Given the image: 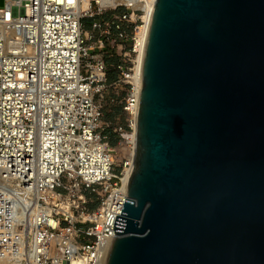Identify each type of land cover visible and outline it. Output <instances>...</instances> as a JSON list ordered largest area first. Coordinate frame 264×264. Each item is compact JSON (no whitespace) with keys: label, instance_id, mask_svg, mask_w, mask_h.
Listing matches in <instances>:
<instances>
[{"label":"water","instance_id":"obj_1","mask_svg":"<svg viewBox=\"0 0 264 264\" xmlns=\"http://www.w3.org/2000/svg\"><path fill=\"white\" fill-rule=\"evenodd\" d=\"M143 48L100 264H264V0H154Z\"/></svg>","mask_w":264,"mask_h":264},{"label":"built area","instance_id":"obj_2","mask_svg":"<svg viewBox=\"0 0 264 264\" xmlns=\"http://www.w3.org/2000/svg\"><path fill=\"white\" fill-rule=\"evenodd\" d=\"M81 1L5 0L0 7V264H73L79 257L99 264L112 226L122 228L114 222L123 225L115 219L123 220L116 215L123 217L118 190L130 166L128 131L108 125L123 141L121 149L110 146L96 99L107 69L102 57H89L93 36L83 19L96 17L93 45L102 48L107 38L116 52L115 83L130 85L123 109L132 131L138 101L128 76L144 25L138 6L151 0H90L86 9ZM120 150L125 160L115 164Z\"/></svg>","mask_w":264,"mask_h":264},{"label":"rangeland","instance_id":"obj_3","mask_svg":"<svg viewBox=\"0 0 264 264\" xmlns=\"http://www.w3.org/2000/svg\"><path fill=\"white\" fill-rule=\"evenodd\" d=\"M5 3V0H0V7H3ZM97 8L96 4H92V10H95ZM110 10H107L106 14H109ZM122 11V8L118 9L117 12ZM104 15V16H105ZM96 18V17H95ZM92 17H85L83 19V23L85 25L84 27V32L87 33L88 35L91 34L93 36L92 39H89L87 41L88 45L91 46L92 48L89 49L88 53H89V57L92 56H100L104 59V56L109 53V55H115V51L111 50L109 45V40L106 38L105 39V45L102 48H98L95 45H93L94 41L97 40V38H99V32H95L90 28V23L95 19ZM111 34H113L111 32V30H109ZM123 47H129V43H123ZM87 59L83 61V64L87 63ZM105 62V60H104ZM128 67L131 65H128V63L126 64ZM86 72L88 70H85ZM107 71V70H106ZM120 78V76H119ZM107 79V77H106ZM130 82H132L131 79H129ZM111 82V83H106L105 88L101 91V93L96 95V99L100 101L101 105H102V110H103V118H102V123L105 124L102 126V128L105 130L106 133H108L107 131H109V127H107L108 125H110L111 127H119L122 126L126 131H128V134H131V129L128 128L129 125V115L127 114L126 111H124L123 109V104H124V100L126 98V95L128 93V91L130 90V85H128L127 83H115ZM117 109L119 110V112H117ZM132 117V116H131ZM131 131V132H130ZM111 132V131H110ZM109 135V134H108ZM112 135V132H111ZM114 138L116 139V143L114 145H110L114 148H118L121 149L123 145H120V141L121 143L123 142L122 139L119 137L118 134H113ZM109 140H110V136H109ZM130 147H126L125 151L127 152L126 154H129V149ZM124 150H120L119 153H115L114 154V161L115 164H119L120 160L124 161L125 159L122 156H125V154L123 152H125ZM122 154V156H121ZM93 206H91L92 208ZM95 207V205H94Z\"/></svg>","mask_w":264,"mask_h":264},{"label":"bare ground","instance_id":"obj_4","mask_svg":"<svg viewBox=\"0 0 264 264\" xmlns=\"http://www.w3.org/2000/svg\"><path fill=\"white\" fill-rule=\"evenodd\" d=\"M89 1L90 0H82L81 2V8L82 9H86L89 6ZM98 2V4H100L101 6H105L104 1L103 0H96ZM8 2H10V0H8ZM154 4V0L148 1L144 4H140L138 7L142 8L144 10L143 13V20H144V25H143V30H142V34L141 37L139 38V47H138V55L136 56L135 60H134V67L132 68V72L129 74L128 78L132 80V84L134 85V96H136V101H138V92H139V84H140V70H141V62H142V57H143V50H144V44H145V39H146V33L148 30V24H149V20H150V15H151V11H152V6ZM137 103V102H136ZM136 111H137V105L135 104V108H133V113H132V117H131V122H132V132L131 134H127L126 138L128 140L129 146L130 147V151L128 154V159H129V164L130 166L127 167L124 170V177L122 178L123 181V185L122 187L118 190L119 192H121V194L123 193V196H121V198H124V190H125V185L128 179V175L130 173L131 170V166H132V161H133V154H134V141H135V125H134V120H135V115H136ZM9 182H13L17 185L18 187V182H14L13 180H8ZM22 191V190H21ZM115 192H113L114 194ZM25 194L28 196L27 198V202L28 203H32L34 194L33 191L30 192H25ZM6 197L8 199L11 198V196L9 194H6ZM120 198V200H121ZM11 203V202H10ZM34 209V214H36L39 209L37 208L36 205L33 206ZM18 210L21 212L20 208H16L15 209V214H16V218L19 221L20 219L18 218H22L20 215L17 214ZM50 223H53V221H50ZM106 243V241H105ZM100 247V246H99ZM105 247L103 246L101 249H99V256H100V262L101 263V259L103 256V252H104ZM94 255V253L92 255H90V257H92ZM94 257V256H93ZM87 258H83V257H79V260H74L73 264H87Z\"/></svg>","mask_w":264,"mask_h":264},{"label":"trees","instance_id":"obj_5","mask_svg":"<svg viewBox=\"0 0 264 264\" xmlns=\"http://www.w3.org/2000/svg\"><path fill=\"white\" fill-rule=\"evenodd\" d=\"M104 60H105V65L107 69L106 71L107 82L108 83L114 82L120 76L116 68V65L118 63V58L114 54L109 55V53H107L104 56ZM117 112H119L118 109H117ZM107 132L110 136V140H109L110 145H114L116 143V139L113 137L114 135L113 134L111 135L110 130Z\"/></svg>","mask_w":264,"mask_h":264}]
</instances>
